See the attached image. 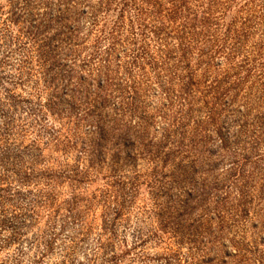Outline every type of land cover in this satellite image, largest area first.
<instances>
[{"label":"rangeland","instance_id":"rangeland-1","mask_svg":"<svg viewBox=\"0 0 264 264\" xmlns=\"http://www.w3.org/2000/svg\"><path fill=\"white\" fill-rule=\"evenodd\" d=\"M101 1L0 0V264H264V0H192L189 18L211 5L216 21L189 65L134 71L137 92L83 117L106 71L109 91L132 83L124 58L82 62L118 16ZM59 4L82 44L42 76L17 36ZM96 120L115 124L93 151Z\"/></svg>","mask_w":264,"mask_h":264},{"label":"trees","instance_id":"trees-1","mask_svg":"<svg viewBox=\"0 0 264 264\" xmlns=\"http://www.w3.org/2000/svg\"><path fill=\"white\" fill-rule=\"evenodd\" d=\"M114 1H117V5H119L116 9V12L118 11L117 18L112 20L111 25L108 24L105 26L106 21H104L103 25L96 29V32L99 34L96 35L95 43L108 41V45L103 52L104 57L102 58L101 52L96 48V51L93 54H89L87 60L82 62L86 65L92 60L97 59L107 66V63L113 56L118 60L124 58L121 67L125 69V78L128 76L129 81L132 83L130 86L122 83L115 90L109 91L104 87L108 82H112L113 85L115 79L109 78L110 75H108L106 71L104 76L98 78L96 81L98 91L85 89L84 97L77 95V100L87 106L84 109L83 117L92 116L100 107L102 110L106 103V96H111L113 91H117L120 95L127 94L129 90L131 92H137L138 88H135L136 81L132 80V72L134 71L142 73L148 65L154 74L158 76L160 72H156L155 68H163V66H166L170 62L173 64L177 62L176 67L180 65L179 63L188 66L189 62L187 61L191 57L190 49H194L197 44L205 39L208 25L211 23V20L216 21V17L210 10L211 5L209 8H204L201 17H197V13H195L191 15L192 18H189L188 16L191 14V11L188 7V3L192 0H166L168 4L167 7L163 3L165 0H107L103 6L100 4L99 8L108 11V8H110ZM30 5L31 4H28L27 1L22 3L20 8L21 11H27ZM91 10L90 12L86 9L83 11V14L88 15L90 12L88 25L96 27L98 24V19L96 18L98 9ZM67 11H69V9L65 4H59L57 6L58 15L55 16L53 13H50L47 19L48 21H45V19L43 22L39 23L31 18L28 20V26L21 31L22 35L17 36L21 44L32 46L33 52L36 54L34 58H36L37 63L42 68L40 72L42 76L51 73L52 70L50 69L55 68V63L58 61L57 58L60 57L58 55L64 56V62L67 63L68 66H74L76 64L77 55L75 51L81 46L82 42L79 41V27L76 24L78 20L76 22L75 19L72 20L71 15L66 14ZM111 11L115 12V9H111ZM125 13H128L127 17L124 16ZM18 14H21L19 10ZM182 14L185 15L180 17ZM21 16L23 15L21 14ZM75 18L78 19V16ZM125 19L128 21L126 25L123 21ZM177 19L180 20L178 25ZM9 21H12V19ZM52 21H54L55 24L53 34L50 37H46L44 33L48 24ZM41 24L43 29L39 30ZM103 26L105 27L104 30ZM224 33L226 36L229 35L228 28L224 30ZM23 39H25V42L22 41ZM168 40H170V42ZM225 44L226 43H223L222 47H224ZM236 44L237 43H233L232 45V47L235 46L234 50L238 48ZM118 50L121 51L119 56ZM203 53L204 52H201V54L198 53L197 56L200 57ZM177 54L178 57H176ZM34 58H32L31 62H33ZM46 65L49 69L46 68ZM53 74L58 75L56 71ZM69 79L70 78H68V80ZM123 80L125 79L123 78ZM64 85L66 86L67 84L65 83ZM75 85H77V83ZM69 91L71 92L72 90L66 89L65 91L63 90V93L67 95ZM104 92L105 96H102ZM128 95H130V93ZM89 96L91 99H89ZM70 105L73 107L71 103ZM121 105L122 103L120 102L118 107ZM47 106H49V103ZM123 108L122 106L118 109H121L123 112ZM31 110L32 109H30V111ZM111 124L114 125L115 123H111L107 120L95 121L93 131H91L93 135H95L92 145L93 151L96 145L99 146L100 142L105 140L106 136L104 135L107 133L105 125L110 126ZM122 141L125 142V139H122ZM118 159V155L115 154L112 159L113 163L117 162ZM0 163L4 164L3 160H1Z\"/></svg>","mask_w":264,"mask_h":264}]
</instances>
